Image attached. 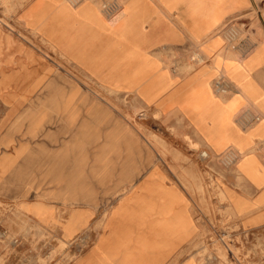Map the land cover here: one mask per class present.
Wrapping results in <instances>:
<instances>
[{"label":"crops","instance_id":"obj_1","mask_svg":"<svg viewBox=\"0 0 264 264\" xmlns=\"http://www.w3.org/2000/svg\"><path fill=\"white\" fill-rule=\"evenodd\" d=\"M7 1L0 16L10 25L0 32L27 34L31 41L0 42L9 49L6 56L0 51V80L7 82V98H18L0 108V144L8 142L5 129L31 135L36 117L49 120L37 145L16 144L0 154V165L15 172L9 182L30 170L46 175L48 162L49 171L62 168L78 152L73 147L80 139L94 137V129L109 137L120 125L114 108L96 101L94 90L62 87L65 64L107 98H120L114 103L128 99L148 111L151 121L180 130L210 159L231 165L225 191L232 210L243 227L264 228V0ZM112 1L122 7L109 17L103 5ZM234 30L253 42L251 50L229 46ZM219 75L230 94L214 88ZM35 96L56 103L26 102ZM35 113L54 115H18ZM254 116L260 120L247 125ZM115 171L114 176H139L115 216L80 222L37 213L42 201L0 200L29 210L28 216L0 217V264H200L194 244L204 225L178 175L158 166L140 174ZM16 192L21 189L10 191ZM83 224L87 232L80 235Z\"/></svg>","mask_w":264,"mask_h":264},{"label":"rangeland","instance_id":"obj_2","mask_svg":"<svg viewBox=\"0 0 264 264\" xmlns=\"http://www.w3.org/2000/svg\"><path fill=\"white\" fill-rule=\"evenodd\" d=\"M9 2L12 5L13 1ZM6 8L8 1L0 0V10L4 9L6 12ZM9 20L6 16H0L2 30H7L5 25H10ZM8 38L11 41H31L27 34L0 32V42ZM7 50L9 49L0 48L3 52L1 56H6ZM63 68L67 76L63 79L62 87L76 86L94 90L98 95L95 97L96 101H106L114 108L118 118H121L120 125L114 129L116 132L113 130L109 133L112 135L106 138L99 136L100 131L94 129L95 136L80 139L79 144L73 147L78 152L70 153L72 158L67 162L64 159L62 168L59 166L56 170L49 171L48 162L46 175L37 176V171L30 170L24 177L16 174L14 182H9L8 179L15 175L14 170L7 169L5 163L0 165V178L5 177L0 180V200L42 201L39 205L42 208L35 210L37 213L74 217L80 222H87L93 217L115 216L123 209L121 197L130 193L139 179L138 175L114 176L115 170L126 168L137 170L131 172L140 174L141 171L158 166L170 169L178 175V181L192 196L197 206V219L204 225L194 244L196 252L200 254L196 257L200 264H264V228L243 227L228 201L225 183L227 172L232 169L231 165L227 168L222 160L199 158L203 151L201 146L192 143L189 137H181L180 130L166 128L151 121L152 115H149L148 111L135 108L126 98H123L122 105L118 104L120 98H107L103 95L101 87L80 77L69 66L63 64ZM6 83L0 80V108L3 109L5 105H12L18 99L14 96L7 98ZM49 86L51 85L48 83L47 87ZM65 99L64 97L63 100ZM114 99L117 102L114 103ZM26 102L32 105L56 103L55 98H48L46 101V98L39 96L29 98ZM18 115L45 116L54 113ZM1 116L3 112H0V118ZM155 118L158 117L155 115ZM36 120L31 135H24L22 130L17 128L5 129L4 141L8 142L0 144V154L10 153L8 151L16 144L27 142L37 145L39 141L44 140L43 133L49 120L38 121V117ZM63 139L65 140V137ZM183 140H186V143ZM189 154H195L198 160H195L196 156ZM188 170L193 171L189 173ZM58 173H62V176H58ZM13 188L21 189V192L10 193ZM118 199L119 203L113 207ZM55 203H60L62 208L48 207ZM21 206L25 205L0 204V217L28 216L29 210ZM82 227L80 235L86 234L88 225L83 224ZM102 227L103 225H95V228Z\"/></svg>","mask_w":264,"mask_h":264},{"label":"built area","instance_id":"obj_3","mask_svg":"<svg viewBox=\"0 0 264 264\" xmlns=\"http://www.w3.org/2000/svg\"><path fill=\"white\" fill-rule=\"evenodd\" d=\"M121 7L122 6L118 1H112V2L105 3L103 5V10L106 12V14L109 17H113L119 13ZM246 40H247V37L245 38L243 37V35L241 37V33L237 30H234L231 32L230 37H229V46H231L233 49L242 47V50L244 52H248L249 50L252 49L253 42L247 43ZM195 59H196L195 61L197 62L201 60L200 58H195ZM214 88L216 89L218 93H221V94H230L231 92L230 86L225 80V77L223 75H219L215 79ZM259 120H260L259 116H254L253 120H251L250 122H247V125L251 124L252 122H258ZM200 157L203 160H209L211 158L208 151L206 150H203L200 153ZM232 161L234 160L232 159ZM228 163H232V162L229 161Z\"/></svg>","mask_w":264,"mask_h":264}]
</instances>
